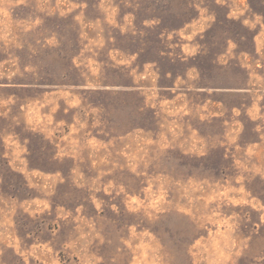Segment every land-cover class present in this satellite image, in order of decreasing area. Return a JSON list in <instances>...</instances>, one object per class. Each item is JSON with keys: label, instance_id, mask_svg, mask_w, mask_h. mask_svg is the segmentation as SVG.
I'll return each mask as SVG.
<instances>
[{"label": "rangeland", "instance_id": "1", "mask_svg": "<svg viewBox=\"0 0 264 264\" xmlns=\"http://www.w3.org/2000/svg\"><path fill=\"white\" fill-rule=\"evenodd\" d=\"M0 264H264V0H0Z\"/></svg>", "mask_w": 264, "mask_h": 264}]
</instances>
